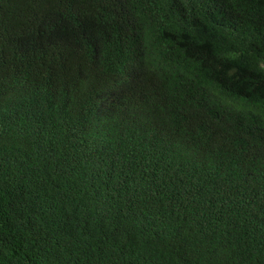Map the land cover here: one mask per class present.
<instances>
[{"label": "trees", "instance_id": "trees-1", "mask_svg": "<svg viewBox=\"0 0 264 264\" xmlns=\"http://www.w3.org/2000/svg\"><path fill=\"white\" fill-rule=\"evenodd\" d=\"M0 264H264V0H0Z\"/></svg>", "mask_w": 264, "mask_h": 264}]
</instances>
